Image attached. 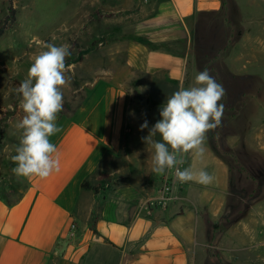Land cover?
Segmentation results:
<instances>
[{
  "label": "crops",
  "instance_id": "0c3cea01",
  "mask_svg": "<svg viewBox=\"0 0 264 264\" xmlns=\"http://www.w3.org/2000/svg\"><path fill=\"white\" fill-rule=\"evenodd\" d=\"M235 2L118 0L128 14L117 24L109 21L117 37L110 53L118 58L93 77L77 108L58 116L62 131L50 139L59 170L46 178L16 177L17 147L5 169L0 163V186L6 185L0 190V264H223V256L233 264L249 250L238 229L227 237L238 247L229 246L227 238L224 243L220 223L255 204L254 194L231 188L232 179H248L236 151L226 152L233 160L214 192L187 182L180 198L164 209L150 201L167 170L152 171L154 149L143 139L160 119L167 97L192 85L193 73L213 59L216 71L227 64L235 71L231 61L222 60L235 44L237 30L229 16ZM109 16L90 15V20ZM224 83L227 95L231 87ZM237 116L226 117L227 127ZM145 120L149 127L140 130ZM194 160L187 155L184 168H192ZM85 181L98 190L85 189Z\"/></svg>",
  "mask_w": 264,
  "mask_h": 264
},
{
  "label": "rangeland",
  "instance_id": "374dc122",
  "mask_svg": "<svg viewBox=\"0 0 264 264\" xmlns=\"http://www.w3.org/2000/svg\"><path fill=\"white\" fill-rule=\"evenodd\" d=\"M142 1L144 4L149 2ZM235 1L229 14L237 30L235 44L222 58L224 63L231 61L235 71L227 70L229 64L223 71H216V59L208 62L206 68L218 83L230 84L231 90L219 102L224 105L223 114L227 117L238 113V116L227 127L230 120L223 115L221 126L207 133L204 156L195 159L192 168L204 169L214 177L211 184L205 185L214 192L218 179L226 176L227 167L233 160L226 152L236 151V159L248 179L242 182L232 179L231 188L238 193L254 194L255 204L248 208L249 211L245 208L237 215L223 217L220 222H224L223 241L225 243L230 233L238 229L240 240L249 245V252L245 248L233 264H264V0ZM117 2L0 0V21L10 13L11 4L15 8V22L0 38V132L5 136L0 163L3 169L9 164L10 151L19 145L22 130L16 127L20 119L15 114L24 113L17 89L26 79L35 55L46 50V44L70 46L71 55L66 58V65L72 67L65 73L69 82L62 89L63 109L58 116L70 114L89 92L93 77L102 76L103 70L111 67L110 59L118 58L110 53L117 37L112 36L114 25L109 21L117 24L120 16L128 14L120 11ZM97 11L111 13V16L93 22L90 15ZM246 35L250 37L248 40L244 39ZM153 94L157 98L163 97L161 92L154 91ZM248 136L251 137L247 148ZM5 186L1 185L0 190ZM226 243L238 247L235 238H227ZM222 259L223 264H229L227 256Z\"/></svg>",
  "mask_w": 264,
  "mask_h": 264
},
{
  "label": "clouds",
  "instance_id": "9594fccd",
  "mask_svg": "<svg viewBox=\"0 0 264 264\" xmlns=\"http://www.w3.org/2000/svg\"><path fill=\"white\" fill-rule=\"evenodd\" d=\"M45 49L35 55L26 79L17 89L24 115L16 125L22 132L12 156L16 165L12 171L16 177L29 180L46 178L59 170L57 146L50 138L62 131L57 118L63 109L62 89L69 82L65 73L72 67L66 65V58L71 55L69 45L46 44ZM224 96L222 84L206 68L195 75L191 86L181 87L167 97L159 112L160 119L143 138L154 149L153 172L164 174L165 170L175 169L179 183L213 182L214 177L208 171L191 167L181 170L180 165L187 155L203 158L207 133L221 126L224 105L219 102ZM148 127L145 120L140 130ZM157 134L161 141L150 139Z\"/></svg>",
  "mask_w": 264,
  "mask_h": 264
},
{
  "label": "built area",
  "instance_id": "2783aa9c",
  "mask_svg": "<svg viewBox=\"0 0 264 264\" xmlns=\"http://www.w3.org/2000/svg\"><path fill=\"white\" fill-rule=\"evenodd\" d=\"M186 162V156L184 157ZM185 162L183 165H180L181 170L185 167ZM185 183H179L175 178V169L167 170L165 173L162 185L158 191L157 196L151 200L152 206H160L161 208H168V206L174 201L180 198V193L184 188ZM76 225H72V229H75Z\"/></svg>",
  "mask_w": 264,
  "mask_h": 264
},
{
  "label": "trees",
  "instance_id": "16d2710c",
  "mask_svg": "<svg viewBox=\"0 0 264 264\" xmlns=\"http://www.w3.org/2000/svg\"><path fill=\"white\" fill-rule=\"evenodd\" d=\"M9 11L10 13L3 19L0 21V38L5 34V32L8 30V28L11 26V24H13L15 22V8L13 7V5L11 4L9 7ZM111 15L110 13H106V12H97L92 14V18L94 19H98L100 18L102 15ZM20 120L23 118V114L20 112H17L15 114ZM2 120V116L0 117V121ZM5 136L2 132H0V149L2 147L3 144V140H4ZM83 187L85 189H89V190H94L97 191L98 188L96 186H93L92 184H90L88 181H85L83 183Z\"/></svg>",
  "mask_w": 264,
  "mask_h": 264
}]
</instances>
